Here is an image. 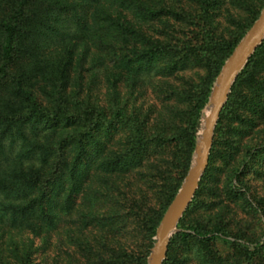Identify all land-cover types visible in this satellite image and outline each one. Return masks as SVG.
Here are the masks:
<instances>
[{"label":"trees","instance_id":"trees-1","mask_svg":"<svg viewBox=\"0 0 264 264\" xmlns=\"http://www.w3.org/2000/svg\"><path fill=\"white\" fill-rule=\"evenodd\" d=\"M224 2L0 0V264H34L35 238L38 264H147L213 84L264 0H231L244 15L221 28ZM251 180L264 185V40L163 264H264ZM230 204L260 231L234 230Z\"/></svg>","mask_w":264,"mask_h":264},{"label":"water","instance_id":"water-1","mask_svg":"<svg viewBox=\"0 0 264 264\" xmlns=\"http://www.w3.org/2000/svg\"><path fill=\"white\" fill-rule=\"evenodd\" d=\"M263 39L264 7L257 20L224 63L215 81V89L206 105L208 107L212 103V107L203 134L199 136L196 143L192 164L160 221L154 237V244L147 258V264H163L170 239L177 231V224L193 200L207 168L214 131L231 87Z\"/></svg>","mask_w":264,"mask_h":264},{"label":"rangeland","instance_id":"rangeland-1","mask_svg":"<svg viewBox=\"0 0 264 264\" xmlns=\"http://www.w3.org/2000/svg\"><path fill=\"white\" fill-rule=\"evenodd\" d=\"M230 1L231 0H226V3L228 2V4H226L224 2V5L222 7V10H221V17L218 19L220 20L221 22V28L225 27L226 25L224 24V16L229 13L230 15H233V16H239V17H242L244 15V13H242L243 11L240 9H234L231 5H230ZM264 7V3H263V6L261 7L260 11H259V14L260 12L262 11ZM224 8H226V10H228V12L223 11ZM259 14L257 16V18L259 17ZM257 20V19H256ZM254 20L252 23H251V26L245 31V34L248 32V30L252 27V25L254 24V22L256 21ZM245 34L243 35V37L245 36ZM242 37V38H243ZM242 38L240 39V41L242 40ZM264 40V39H263ZM239 41V42H240ZM262 43V42H261ZM238 45V44H237ZM215 89V82L213 84V87H212V90H211V93L212 91ZM102 96V95H100ZM211 97V96H210ZM210 99V98H209ZM207 106H205V108L203 109V111L201 112V120H200V127H199V131H198V138L200 136V133H201V125L203 123V114L204 112L206 113L205 109H206ZM198 138H197V141H198ZM197 143V142H196ZM195 152V151H194ZM193 158H194V153L192 155V160H191V164H192V161H193ZM190 164V166H191ZM188 172V171H187ZM187 174V173H186ZM201 181V180H200ZM200 184V183H199ZM250 186H251V190L256 192L257 195H262L263 194V191H264V185L262 182L260 181H255V180H251L250 181ZM199 188V187H198ZM230 208L232 210V213H233V221H232V228L235 230H241V231H245L250 229L249 232H259L260 231V227L257 225V223L255 221H253L252 219V215L251 214H247L245 212H241L240 209L238 207H234L233 205L230 204ZM185 213V212H184ZM183 216V215H182ZM182 218V217H181ZM180 218V219H181ZM179 223V222H178ZM178 226V224H177ZM62 229V227H58V229L56 230L57 232H60ZM50 238L49 240L52 242L55 241V239L57 238V235L55 234V232H51L49 234ZM34 250H35V253H34V256H33V262L34 264H38L39 262H41L45 257V255L47 254H43L41 251H42V247H43V239L41 238H35L34 239ZM5 249H6V246H5Z\"/></svg>","mask_w":264,"mask_h":264},{"label":"bare ground","instance_id":"bare-ground-1","mask_svg":"<svg viewBox=\"0 0 264 264\" xmlns=\"http://www.w3.org/2000/svg\"><path fill=\"white\" fill-rule=\"evenodd\" d=\"M211 107H212V103L209 104V106L205 109V111L207 110L206 113L204 112V114H203V123L201 125V133H200V135L203 134V131H204V128L206 126V123H207V120H208V116H209V112L211 110Z\"/></svg>","mask_w":264,"mask_h":264}]
</instances>
